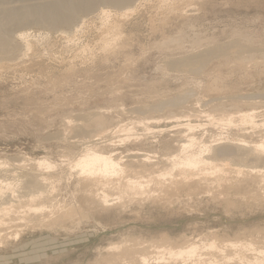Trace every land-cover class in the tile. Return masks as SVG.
Returning <instances> with one entry per match:
<instances>
[{
	"label": "rangeland",
	"instance_id": "rangeland-1",
	"mask_svg": "<svg viewBox=\"0 0 264 264\" xmlns=\"http://www.w3.org/2000/svg\"><path fill=\"white\" fill-rule=\"evenodd\" d=\"M126 10L94 0L68 11L65 21L5 24L0 180L23 190L4 173L45 172L35 163L43 158L62 177H56L51 195L35 202L55 204L57 216L42 222V214L32 212V221L16 220L19 237L5 230L0 264H137L133 259L141 252L152 256L150 264H161L153 245L165 238L175 244L252 239L264 246V194L256 196L257 186L244 181L221 187L192 183L166 196L153 185L150 195L108 207L85 195L71 166L87 146L113 150L127 163L134 159L127 156L131 151L149 154L148 171L136 163L129 167L148 174L153 166L168 165L189 121L200 125L198 137L211 142L221 128L207 113L255 108L258 122L264 120V0H143L131 14L123 15ZM188 93L190 104L172 103ZM250 98L255 102H245ZM176 113L191 116L168 119ZM99 117L107 124L103 131L95 127ZM117 123H133L129 138ZM68 206L73 213L60 215ZM125 248L129 261L116 256Z\"/></svg>",
	"mask_w": 264,
	"mask_h": 264
},
{
	"label": "bare ground",
	"instance_id": "bare-ground-1",
	"mask_svg": "<svg viewBox=\"0 0 264 264\" xmlns=\"http://www.w3.org/2000/svg\"><path fill=\"white\" fill-rule=\"evenodd\" d=\"M8 1L1 0L2 4L0 5V15H3L0 17L1 51H4L9 44V39L5 34L6 23L19 25L50 18L65 21L69 19L68 11L72 12L83 8L94 0H39L40 2L37 3H33L31 0L32 4L28 2L29 4L22 3L23 5L19 4V6H9L6 4ZM107 1L127 6L123 15H129L136 11L143 0H138V5H136V0ZM133 5L134 7H131ZM103 13L105 17L110 16V11L104 10ZM113 28L114 25L108 27L107 30L110 31ZM25 37L26 34L24 33L20 35V38L24 39ZM26 43V46L31 48V44L27 40ZM102 47L104 50L110 49L111 43L107 37H104ZM183 95L172 103L181 106L187 102L190 104L191 94ZM252 100L243 101L255 102V98ZM206 112L204 111V113ZM188 116L191 115L176 113L169 116L168 119L180 122L186 117L189 121ZM207 116L212 122L216 121L218 128H221L218 138L211 142H205L195 133L200 126L199 124H193L190 121L183 124L187 134L181 136L174 144L178 151L168 159V165L162 169L157 165H152L153 168L147 174L140 170L148 171L146 166L151 155L140 151H131L129 154L127 153V156L134 159H130L127 163L122 157H118L113 150L97 145L87 146L83 153L72 162L71 169H73L76 179L83 184L85 195L103 207L122 203L128 198L150 195L153 191V185L156 186L154 192L158 191L159 195L166 196L173 191L187 188L192 183L207 185V187H221L226 184L232 186L238 184L237 181H244L253 184L254 188L257 186L256 196L261 193L264 194V132L262 131L264 130V120L261 123L258 122L259 114L256 109L221 113L217 117L207 113ZM105 124V121L100 117L95 120V127L102 131L106 127ZM131 124L133 123L124 125L117 123L118 131L128 134L126 139L129 138L134 128ZM233 127L240 134L231 133ZM256 133L259 134L255 135ZM35 163L39 169L46 167L48 170L45 172H26L28 174L23 172L21 175L10 171L4 173L9 179L12 178L17 181L23 190L10 187L12 182L5 183L0 180V243L7 235L5 234L6 229L16 231L18 238L20 232L14 228L15 221H32L30 218L32 212L41 213L42 222H49L57 216L55 215V204L50 203L45 206L35 202L46 193L54 192L56 189L55 179L57 176L62 177V175L55 173L53 170L55 165L46 158L37 160ZM135 163L136 166L142 168L140 170L131 169ZM130 166L131 168H129ZM24 197L28 199L25 204H23ZM46 209H48V214L44 213ZM60 211V215H68L72 214L74 210L73 207L68 206L63 207ZM153 247L156 248L154 258L161 264H172L173 262L175 264H231L235 260L240 264H264V246H258V243L252 239L224 240L222 242L217 240H186L181 244H175L170 238H165V243L154 244ZM115 248L120 247L115 246ZM127 249L129 248L117 251V258L129 261ZM151 257L148 253L141 252L133 260L137 264H150Z\"/></svg>",
	"mask_w": 264,
	"mask_h": 264
}]
</instances>
